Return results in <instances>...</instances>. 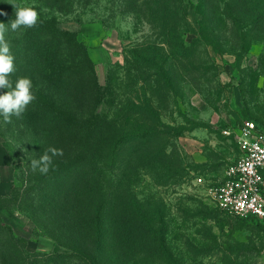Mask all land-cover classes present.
I'll list each match as a JSON object with an SVG mask.
<instances>
[{
	"label": "rangeland",
	"instance_id": "374dc122",
	"mask_svg": "<svg viewBox=\"0 0 264 264\" xmlns=\"http://www.w3.org/2000/svg\"><path fill=\"white\" fill-rule=\"evenodd\" d=\"M1 1L32 7L56 29L76 34L75 40L65 35L72 48L68 74L92 73L73 58L80 41L106 91L97 111L123 126L104 136L108 151L119 138L125 142L108 171L101 241L73 226L91 190L66 196L65 187L63 207L56 210L46 197L52 187L41 191L34 177L39 171L31 169V160L45 152L31 109L36 102L58 111L66 104L58 78L34 61L49 38L34 44L28 67L25 59L14 62L9 80L14 87L29 78L35 100L10 123L0 116V199L11 203L0 202V264L10 232L31 253L81 248L97 257L96 264H264V224L220 212L194 179L223 175L240 153L238 137L247 121L264 129V0H182L184 27L175 18L176 0H69L61 7L51 0ZM203 9L208 17L201 34ZM134 54L156 63L136 62ZM79 100L66 106L89 112ZM77 143L74 136L67 158L76 159Z\"/></svg>",
	"mask_w": 264,
	"mask_h": 264
},
{
	"label": "trees",
	"instance_id": "16d2710c",
	"mask_svg": "<svg viewBox=\"0 0 264 264\" xmlns=\"http://www.w3.org/2000/svg\"><path fill=\"white\" fill-rule=\"evenodd\" d=\"M176 1L178 9L175 10H178V12L175 18L180 26H187L188 22L186 19L187 14L185 5L182 0ZM66 3H69V0H51L50 4L53 7H61L65 6ZM164 4L165 7L168 6V4L163 3V5ZM181 10L183 11L182 16L180 13ZM15 11L16 8L11 5V2L0 0V22L5 23L8 29L11 28L10 25L7 24L15 19ZM200 12L204 16L201 19V29L199 31L202 34L205 30L204 21L208 15L204 13V9ZM62 34L65 36L69 33L65 30L56 29L47 19L44 20V18H39L35 27L27 29L22 28L18 31L11 30L5 34V38L10 39L11 53L13 56H16L14 62L25 59L27 67L30 65L28 59L30 58V54L33 55L32 50L34 44L37 42L43 43L45 36L49 38L46 39L45 46H43L42 50H36L34 52L35 54L33 56H37L34 61L38 69L50 71L53 73L54 77L58 78L57 81H60L62 89V99L66 104L62 110L60 109V111H58L59 109L53 106L51 102H49L51 103L49 105H47V103L36 102L31 110L34 113L35 133L42 136L39 141V146L43 150L49 147L61 149L63 155L53 158V165L47 175H42L38 172L34 177L36 176L38 188L41 191L44 192L48 187H52V190L46 194V197L51 200L50 204L56 210L61 206L63 207L60 201L66 199V197H62L61 195L65 187V192L62 194L66 196L73 192L76 194L78 189H82V191H84V189H90L92 194L91 200L80 202L82 216L73 223V226L74 228L78 227L79 230L89 231L91 237L96 236L102 241L105 224L104 215L107 209L105 199L107 196L106 184L109 179L108 171L119 161L118 158L120 159L122 153L118 150L121 148L120 145L125 142L124 139L120 141L119 138V141H117V148L114 147L113 152L112 150L108 151L110 145L105 142L106 139H104V136L107 135L114 126H117L118 129L120 128L119 130H121L123 126L118 121L119 119L113 122L112 119L110 120L104 117L97 111L98 106L103 101L106 91L99 86V82L93 71V63L87 50H85L80 41H76L73 58L76 59L77 63H80L82 71L86 68L90 70V72L92 70V73L83 76L80 74L74 76L68 74V58L71 55L72 48L68 46L65 40L66 36L64 37ZM69 35H72L71 38L75 40V33H70ZM133 57V60L136 62L146 61L150 65L156 63L153 59H145L136 54H134ZM77 63L76 66H79ZM51 91L54 90L51 89ZM52 94L53 93L49 94L51 98ZM77 97L80 99V104L87 102L90 105L89 112L85 113L81 111V113H73L70 111V107L68 108L66 105L71 102L73 98L75 99ZM80 108L84 110L83 106ZM74 136L76 137V142L78 141L77 146L80 152L76 159L72 160L66 156ZM72 170H74L75 173L71 185L69 181L71 180L70 173ZM26 173L30 174V169L27 170ZM29 177L31 178V176H27V183L29 182ZM24 191V196L27 197L26 193L28 188ZM11 197L14 198V194H11ZM0 202H5L7 206L11 204L7 203L6 199H0ZM14 202L17 203L16 201ZM14 202H12V204ZM26 202L27 200L25 199L23 204H26ZM44 203L49 204L48 202ZM218 210L224 213L220 209ZM122 220L123 218H120L119 221ZM55 235L60 239L57 233ZM2 246V264H74L71 261L73 259L84 264H96L97 261L95 255L81 248H78L72 253L57 252L46 256L31 253L27 251L23 238L16 236L12 232L5 238Z\"/></svg>",
	"mask_w": 264,
	"mask_h": 264
},
{
	"label": "built area",
	"instance_id": "2783aa9c",
	"mask_svg": "<svg viewBox=\"0 0 264 264\" xmlns=\"http://www.w3.org/2000/svg\"><path fill=\"white\" fill-rule=\"evenodd\" d=\"M238 137L239 155L230 159L221 177L195 176L218 209L234 217L264 223V129L247 121Z\"/></svg>",
	"mask_w": 264,
	"mask_h": 264
},
{
	"label": "clouds",
	"instance_id": "9594fccd",
	"mask_svg": "<svg viewBox=\"0 0 264 264\" xmlns=\"http://www.w3.org/2000/svg\"><path fill=\"white\" fill-rule=\"evenodd\" d=\"M15 19L9 24L12 31L22 28H33L37 25L39 15L32 7L14 6ZM8 31L5 23L0 22V89H7L0 94V116L4 122L10 123L12 117L20 118L26 111L28 105L34 100L32 82L29 78L22 77L15 82L13 87L9 76L15 71L14 56L11 53L10 44L5 38ZM63 151L55 147H49L39 159L31 160V169L47 175L53 165V158L62 156Z\"/></svg>",
	"mask_w": 264,
	"mask_h": 264
}]
</instances>
